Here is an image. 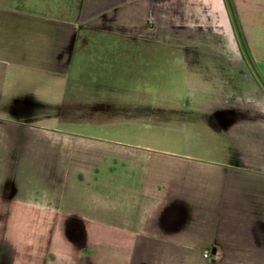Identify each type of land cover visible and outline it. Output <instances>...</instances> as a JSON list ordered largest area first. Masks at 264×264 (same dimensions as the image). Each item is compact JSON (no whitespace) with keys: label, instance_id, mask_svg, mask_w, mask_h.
<instances>
[{"label":"crops","instance_id":"crops-1","mask_svg":"<svg viewBox=\"0 0 264 264\" xmlns=\"http://www.w3.org/2000/svg\"><path fill=\"white\" fill-rule=\"evenodd\" d=\"M261 80L264 0H0V264H264Z\"/></svg>","mask_w":264,"mask_h":264},{"label":"rangeland","instance_id":"rangeland-1","mask_svg":"<svg viewBox=\"0 0 264 264\" xmlns=\"http://www.w3.org/2000/svg\"><path fill=\"white\" fill-rule=\"evenodd\" d=\"M212 16L214 17V18H216V14L214 13V14H212ZM212 50H214V49H212ZM163 78H164V80H166V83L168 84L169 82V85H168V87H170V88H175L176 89V92L177 91H179V85L180 84H183L181 81H183L184 80V78H183V76H180L179 74H176L175 75V78H172V77H168V76H163ZM173 80V81H172ZM162 81V80H161ZM168 91V90H167ZM177 95H179L178 94V92H177V94H176V97H177ZM183 100H184V98H183V94H182V99L180 100V102H183ZM166 102H168V101H166ZM116 133H114L115 135H113V137L114 138H120L119 137V132H118V130L117 129H115L114 130ZM114 165H116L117 167H119V160L116 162V163H114ZM82 229L83 230H85V227H82Z\"/></svg>","mask_w":264,"mask_h":264},{"label":"trees","instance_id":"trees-1","mask_svg":"<svg viewBox=\"0 0 264 264\" xmlns=\"http://www.w3.org/2000/svg\"><path fill=\"white\" fill-rule=\"evenodd\" d=\"M261 84H262V86H263V88H264V82L261 80Z\"/></svg>","mask_w":264,"mask_h":264}]
</instances>
